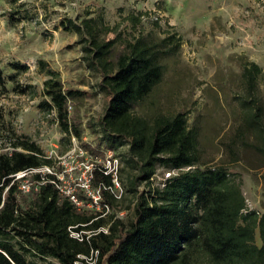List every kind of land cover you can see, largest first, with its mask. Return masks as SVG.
<instances>
[{"label": "trees", "instance_id": "obj_1", "mask_svg": "<svg viewBox=\"0 0 264 264\" xmlns=\"http://www.w3.org/2000/svg\"><path fill=\"white\" fill-rule=\"evenodd\" d=\"M11 2L10 22L32 19L25 1ZM127 19L132 26L140 21L137 14ZM56 26L76 35L81 59L99 76L97 86L107 101L96 125L108 148L126 144L123 160L136 170L128 181L134 193L132 216L124 223L116 215H102L118 201L112 172L103 164L94 166L90 179L102 207L94 212L77 208L49 181L54 174L30 171L53 166L52 158L8 126L0 130V264H264V207L261 212L247 209L240 183L228 170L246 151L264 166L261 66L248 59L240 63L239 91L233 93L238 113L233 134L223 142L228 163L206 165L200 163L199 129L189 124L186 111L151 117L134 112L162 80L166 60L178 55L182 38L177 31L155 35L138 30L122 36L118 24H108L100 12L89 9L82 16L60 17ZM36 65L46 76L38 108L54 113L67 138H80L82 129L70 119L68 105L88 91L64 86L46 60L39 58ZM9 67L13 90L32 88L18 89L15 79L28 70L27 64L13 60ZM4 80L0 69L1 89H6ZM157 166L178 170L153 185ZM122 169L117 164V177ZM19 172L26 174L16 178ZM41 177L44 181L34 188ZM24 180L31 184L27 191L21 188Z\"/></svg>", "mask_w": 264, "mask_h": 264}, {"label": "rangeland", "instance_id": "obj_2", "mask_svg": "<svg viewBox=\"0 0 264 264\" xmlns=\"http://www.w3.org/2000/svg\"><path fill=\"white\" fill-rule=\"evenodd\" d=\"M20 1L26 2L32 19L10 22L12 2L0 0V69L6 87H0V130L9 126L17 134L34 140L52 158V170L66 174V184L73 185L85 165L91 164L93 169L103 164L112 169L109 151L116 154L117 164L123 168L118 172V186L112 190L118 201L114 208L102 213L105 217L116 215L124 223L131 218L134 193L128 181L136 170L123 160L126 144H111L113 147L108 148L110 143L96 125L107 96L98 89V74L81 59L76 35L56 26L60 17L82 16L89 9L100 12L108 24H118L122 36L138 30L155 35L170 29L178 32L182 38L178 55L166 60L162 80L134 107V112L151 117L186 111L189 124L195 123L199 129L202 164L228 163L223 142L233 134L238 113L233 93L239 91L240 63L244 59L255 61L263 69L259 93L264 101V0ZM129 14L139 15L140 21L132 26L127 19ZM39 58L58 70L64 86L88 91L87 96L75 98L68 105L70 119L82 129L80 138H67L60 132L54 113L38 108L42 81L46 78L37 69ZM13 60L28 65L26 72L16 73L15 77L18 89L32 85L24 93L13 90V82L7 79L14 72L9 67ZM258 162L255 153L246 151L238 161L230 163L228 170L239 181L247 208L261 212L264 166H258ZM168 170L157 166L153 185H160ZM142 187L137 185V189ZM255 241L260 243L258 233Z\"/></svg>", "mask_w": 264, "mask_h": 264}, {"label": "built area", "instance_id": "obj_3", "mask_svg": "<svg viewBox=\"0 0 264 264\" xmlns=\"http://www.w3.org/2000/svg\"><path fill=\"white\" fill-rule=\"evenodd\" d=\"M111 155L109 156V160L113 161V168L107 169L108 171L112 172V180H113V187L116 188L118 186V177L116 175V167H117V160L116 157L113 156L112 151H109ZM53 166H43L42 168H36L30 171H39L41 174L44 173H50L54 174V178L50 179L49 181L52 182L57 189L60 191L61 194L67 196L77 208H86V207H93L95 209H100L102 205L100 204V194L98 192V189L94 188L90 184V179L92 177V165H85V169L82 172V175L77 177V181L74 182L73 185L66 184V174L63 172H56L55 170H52ZM178 169H172L168 170L166 172V176L163 178H167L168 176L174 174L177 172ZM26 174V172H19L15 176L20 177ZM41 180L35 181L33 184V187L36 188L41 182H43V177H41ZM65 178V179H64ZM31 184L24 180L22 182L21 188L24 191H27L30 188ZM77 190H79L85 198H79L77 195ZM247 207V205H246ZM248 209V208H247ZM71 235L78 237L79 234L76 232H71Z\"/></svg>", "mask_w": 264, "mask_h": 264}]
</instances>
